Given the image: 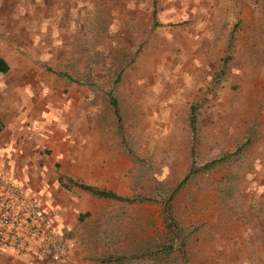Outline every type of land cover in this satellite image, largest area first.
<instances>
[{
  "label": "rangeland",
  "instance_id": "1",
  "mask_svg": "<svg viewBox=\"0 0 264 264\" xmlns=\"http://www.w3.org/2000/svg\"><path fill=\"white\" fill-rule=\"evenodd\" d=\"M154 8L157 27L152 0H1L0 43L26 53L18 64L33 65L32 97L17 92L18 127L40 164L59 160L75 167L74 181L154 200L167 197L192 159L201 164L247 139L236 160L187 179L170 204L189 232L187 264H264V0H155ZM52 189L33 196L51 224L63 217L84 264L134 255L163 235L158 202L63 188L70 216H61Z\"/></svg>",
  "mask_w": 264,
  "mask_h": 264
},
{
  "label": "crops",
  "instance_id": "2",
  "mask_svg": "<svg viewBox=\"0 0 264 264\" xmlns=\"http://www.w3.org/2000/svg\"><path fill=\"white\" fill-rule=\"evenodd\" d=\"M1 24L2 19L0 18V41ZM23 55L26 53L22 50L18 51L15 45L11 46L10 43L1 45L0 43V182L8 181L18 184L31 196L38 195L46 198H48L46 186H52L61 216H70V210L65 206L70 204L71 196L67 198L66 190L70 187L78 188L68 181L75 176V167L68 168L65 164L57 166L59 160L49 161L47 158L42 159L43 162L40 164L39 151L33 147L31 136L18 127V122H22L21 126L24 127L25 114L17 111V92L20 90L19 93L24 97L27 93L30 98L32 97L31 76L28 78L27 76L33 71V65H26L25 62L18 64L17 57ZM53 166H56L57 172H54ZM62 174L66 179H63ZM41 208L44 212H49L48 207L42 205ZM53 224L66 237H69L64 230L63 217ZM81 255L75 247L69 260L64 264H84ZM29 263H32V260L28 253L0 250V264Z\"/></svg>",
  "mask_w": 264,
  "mask_h": 264
},
{
  "label": "trees",
  "instance_id": "3",
  "mask_svg": "<svg viewBox=\"0 0 264 264\" xmlns=\"http://www.w3.org/2000/svg\"><path fill=\"white\" fill-rule=\"evenodd\" d=\"M155 0H152V9H151V19L152 25L157 27L161 25L159 22L155 20ZM44 69L47 72H51L56 76L62 77L69 81H74L71 75L63 70H53L48 66H44ZM119 74L116 76L114 83L119 80ZM112 93L108 91V103L112 108V112L114 115V119L116 122V127L120 134V137L123 139V134L121 131L120 117L117 106V101ZM198 108L197 102H193L189 105V116H188V126L191 133V139L195 140V136L197 133V120L195 117V112ZM123 141V140H122ZM247 139L244 140L239 146H237L233 151L224 153L215 158L207 160L201 164H196L194 160H191L190 167L182 180L174 187L171 188L167 194L166 198H162L160 200L154 199H144L140 196L129 197L125 195H120L115 193L114 191L106 188H98L96 186L84 184L80 181L68 180L71 184L78 187L82 191L88 193L91 196L96 198H104L110 199L114 201H121L126 203L132 202H158L161 205V215H162V224L164 227L163 235L160 240L154 242L148 247H145L138 251L134 255H113L107 256L99 260L100 263L107 264H121L125 262H129L131 260H141L144 264H187L185 247L189 237V232L182 228L177 220L174 218L171 210V200L177 194L179 188L183 185L184 181L194 177L196 174L209 171L213 167L217 166L219 163H230L231 160H236L240 154H242V149L247 147ZM125 151L132 159H136V154L130 150V148L124 145ZM190 155H193V145L190 148ZM79 217V215H78ZM139 258V259H138Z\"/></svg>",
  "mask_w": 264,
  "mask_h": 264
},
{
  "label": "built area",
  "instance_id": "4",
  "mask_svg": "<svg viewBox=\"0 0 264 264\" xmlns=\"http://www.w3.org/2000/svg\"><path fill=\"white\" fill-rule=\"evenodd\" d=\"M76 247L20 185L0 182V250L24 252L32 264H64Z\"/></svg>",
  "mask_w": 264,
  "mask_h": 264
}]
</instances>
